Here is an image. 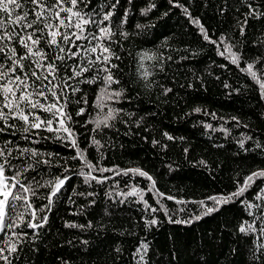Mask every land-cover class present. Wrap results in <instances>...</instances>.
<instances>
[{
  "label": "trees",
  "instance_id": "1",
  "mask_svg": "<svg viewBox=\"0 0 264 264\" xmlns=\"http://www.w3.org/2000/svg\"><path fill=\"white\" fill-rule=\"evenodd\" d=\"M33 7L25 3L19 11H28L31 21ZM78 9L95 21L113 12L101 27L110 24L112 42L103 43L119 57L111 60L118 82L108 92L121 95L100 101L106 73L96 64L68 80L79 91L65 89L62 79L53 81L67 101L71 135L62 128H30L19 119L8 120L15 127L0 121V148L11 151L5 176L14 182L11 177L19 173L35 193L26 194L31 207L15 201L12 219L5 217L14 226L0 232L3 255L10 264H264V178L232 195L264 171V0H83ZM0 18L7 22L4 13ZM13 27L20 33L41 29L36 35L49 61L60 54L45 43L43 22ZM88 31L98 34L95 24ZM73 40L82 47L70 50L81 55L68 58L70 45H64L65 60L55 61L61 78L99 54L86 52L96 40ZM11 46L17 59L25 54L15 41ZM145 53L155 58H142ZM22 62L25 72L43 74L32 59ZM0 64L8 72L12 60L0 53ZM249 64L256 79L246 70ZM16 75L24 73L17 68ZM88 79L95 82H81ZM110 109L117 110L110 126L97 128ZM35 114L59 128L51 113ZM25 148L38 155L22 153ZM64 178L49 204L52 188L45 182ZM14 191L22 190L17 185ZM28 222L43 226L33 229ZM9 240L16 252L8 251Z\"/></svg>",
  "mask_w": 264,
  "mask_h": 264
},
{
  "label": "snow or ice",
  "instance_id": "2",
  "mask_svg": "<svg viewBox=\"0 0 264 264\" xmlns=\"http://www.w3.org/2000/svg\"><path fill=\"white\" fill-rule=\"evenodd\" d=\"M83 2V0H52L51 3H46L45 0H24L22 3L21 0H0V12L4 13L8 18L7 22L5 19L0 18V53H3L7 59L12 60V65L9 66L8 72L3 70V65L0 64V121H3L7 127H15V125L8 124L9 119H19L25 125H28L30 128L38 129L42 125L45 126L47 131H59V129H63L65 132H68L71 135L70 130L65 127L66 120H70V116L64 111L67 101H62L63 92L60 94L55 91V88H59L60 85H54L53 81L62 79L63 87L65 89L71 88L73 92L79 91V88L74 87L68 83V80L82 77L84 73L89 72L91 67H94L96 64H101L103 67L97 69V71H103L106 75L102 78L105 85L107 87L101 90L100 101H103L105 97L111 99L112 97H119L121 95L120 92L109 93L108 88L112 83H117L118 81L114 80L112 76V68H115L116 65L111 63L113 57L119 59V57L115 56V53L111 50L110 46L103 43V41H111L112 36L114 35L110 24L107 26L101 27L105 21H111V17L113 12H108L103 16L100 21L93 20L90 16L85 13H82L81 10L78 9V4ZM25 3H31L34 7L30 9L33 12L35 19L28 20V11H23L22 14L19 10L23 9ZM69 4V7H65V4ZM119 3V0H117ZM115 5H113V8ZM15 14L14 19L12 18L13 13ZM187 12V9H185ZM61 13H66L67 15L61 16ZM47 14V15H46ZM73 17L75 18V22L73 23ZM52 20L58 21L57 24L52 23ZM44 23V28L48 30L49 39L45 41V43L49 47H55L59 50L60 54H57L51 61L48 59V54L40 47L41 37L36 35L37 31H42L41 29H35L33 32H16L15 27L12 30H9V25H14L21 29L26 28H34V25ZM198 23V21H195ZM95 24L98 28V34L89 32L88 25ZM61 28H64L65 31L61 32ZM75 28L77 31L69 33L67 29ZM201 32L204 35L206 40L209 39L207 32L201 27ZM87 33V34H86ZM123 35H127L124 33ZM88 40L91 42L92 40H96L97 44L92 46L89 49H86V52L97 53L95 60L88 57V63L86 65H77L73 68V75L61 78L57 75L58 68L55 63L56 60H60L63 62L65 60V47L64 45H70L69 50L66 55L68 58H75L81 55L79 51L72 52L71 48H80L82 46L77 45L73 40ZM8 43L5 44L4 42ZM19 44L24 50L25 54L20 56L19 59L17 57L20 55L17 53L16 48L11 46L12 42ZM213 43H215L213 41ZM230 51V48H229ZM142 58L146 59H154V56H150L147 53L143 54ZM32 59V63L35 64L36 69H39L43 72L40 74L37 70H32L30 72H25V65L23 64V60ZM236 54H232V62L237 63ZM19 68L23 76L16 75V69ZM253 66L251 64L248 65L247 71L249 74L256 79V73L252 71ZM150 73L145 72V79H147ZM31 77H35V81H31ZM36 81H39V85L36 84ZM47 81V83H45ZM87 83H94V79H88L87 81H81ZM260 87L264 89V83L260 84ZM167 91H171L168 89ZM51 97V102L49 99ZM44 101V102H42ZM86 102V101H85ZM98 107H101V103H98ZM4 109L8 111L5 112ZM35 110H40L44 112L51 113L52 117L58 122L59 128L54 129L52 127L53 120H42L39 116L35 114ZM117 110L110 109L108 114L101 120L96 122L97 128L101 125L108 127V121L114 119L115 113ZM196 111H199L197 109ZM83 110H81L82 114ZM30 117L32 118L30 120ZM29 130L28 127L24 129L25 132ZM0 131H3L0 128ZM171 139V137H169ZM93 143L99 145V141H93ZM73 146L76 145L75 140H72ZM22 153L30 152L33 157L37 156L38 153L35 150L30 149H22ZM82 159H85L83 153L80 154ZM11 156V151H6L3 148H0V232H3L5 228H12L14 225L5 222V217H8L11 220V216H9V210L15 208V201L23 200L28 207H31V204L28 203V196L26 194L34 195V190L31 186H25L18 179L19 173L11 177V181L9 182V178L5 176L6 165H9L8 157ZM43 163H48V161H43ZM31 166V165H29ZM88 167L92 168L93 165L89 164ZM26 170V169H25ZM101 171H108V169H101ZM133 172H139L140 175H147L146 173L140 172V170H132ZM151 179V177H148ZM255 178H264V171H260L257 173H253V175L249 176L244 185L240 187V189L233 193L234 196H240L244 191L247 190L248 187L254 182ZM92 179H96V177H92ZM67 178L57 179L56 181H47L45 185L50 186L52 191L48 197L49 204L52 203V197L56 196V194L60 191V189L65 184ZM102 182V181H98ZM19 185L21 192L14 191ZM41 185V186H45ZM212 199L216 200L217 203L221 202V200L213 197ZM224 200L231 199L221 198ZM208 212L213 211V209L208 208ZM21 214V218H22ZM33 218H35V211L32 212ZM44 222H47V218H44ZM155 223V221H153ZM43 224H36L32 222H28V227L33 229L42 227ZM72 227L74 225H68ZM248 230H254L252 225H249ZM241 232H245V228L240 229ZM10 247L8 251L16 252L17 246L9 240ZM147 247V246H145ZM5 249H0V259H3L10 264L8 261V257L3 255Z\"/></svg>",
  "mask_w": 264,
  "mask_h": 264
}]
</instances>
